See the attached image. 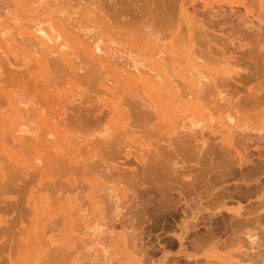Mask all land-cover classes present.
<instances>
[{
	"label": "rangeland",
	"instance_id": "374dc122",
	"mask_svg": "<svg viewBox=\"0 0 264 264\" xmlns=\"http://www.w3.org/2000/svg\"><path fill=\"white\" fill-rule=\"evenodd\" d=\"M66 1L68 2V0ZM66 1H56L39 4L34 0H0V264H43V253H49V257H51L53 250H57V252L59 250V253H56L55 255L61 256L65 252L67 247L74 243V241L70 239L77 234L76 231H73L74 229H70L67 223V216L70 212H72V210H74L77 206L81 205L84 202L82 204L83 208V205L85 206L86 201H88L87 196L89 194L90 187L89 179H91L92 175H89V172L86 175L87 170L85 171L83 169H80L83 162L82 160H84L86 163L99 160L97 161V164H99V168L101 166L105 167L108 165H116V163H119L121 165V162L124 163L125 161L122 156V159L120 158V160H117L116 162H112L110 160L109 162L107 161V159H104L105 156L101 157L99 156V154L98 156L97 154H95L99 151V149L97 148L98 146L95 147V144H93L96 148L95 149L93 145H90L92 144V142L90 143V141L93 139L90 136L95 131L94 129L98 126V124H93L90 121L98 112H100V110L105 111L104 106L106 102L112 101L114 95L112 96L111 92H104V90H102L101 92L99 91L100 93L98 92V94H96L95 92H97V90L95 88H92L94 87V85L90 84L89 82L88 84H90V86L88 87V84H85L87 83V81H84L82 83V79L77 80L69 77L67 79L64 78L65 80H63L62 82V80H59L61 79V74L57 72L58 69H56V66L58 63H61L63 59L68 64L71 63L74 66H77V54L81 52V43L83 42V39L86 38L87 35H94L97 33V31L107 29H109L113 34L112 46L114 48V51L123 53L124 55H128V57L131 58L134 57L133 61L138 59V51H148L152 48L150 39H147L149 37H145V35L139 31L140 29H142V21L139 19L140 17H138V15L142 16L141 11L143 9L141 8H143V2H139L137 0H70L72 3L70 1L69 3H67ZM191 3L194 5V11L197 10L200 12L204 9H211L219 4H223L228 8H234L239 4V0H189L187 5V8H189L187 9V14H185V20L192 30L195 29V32L198 30L201 31L209 28L210 21L209 19L201 16L200 13L202 12H198L200 15L195 16L196 14H193L195 12L192 11L193 7L191 6ZM235 9L236 8H234V10ZM36 14L37 16H35ZM61 14H66L65 16L63 15V18L69 19V21H66L65 23L63 21L61 22V19H59V16H61ZM223 15L221 14V17L212 19L216 20V22L220 26L215 27L214 29L211 28L212 30L209 29L213 32L214 36L217 37V44L215 46V49H220V51L226 52L227 50H232V48H247L251 45H254V48L257 51L264 49V29H259L257 27V22L250 14L246 18L243 15L242 18H240L241 16L238 18L237 16L229 18L227 12H225V14L223 13ZM57 20L60 23H55L57 22ZM221 22L222 24H219ZM52 23L54 25H52ZM38 27H41L49 35L52 34L53 38L55 36H58V34L56 31H51V29H61V36H58L57 40L49 41L46 37L36 32V29ZM94 36L96 37L97 35ZM177 45L178 47H180V50H178V48L174 49V71L178 74V76L180 75L185 82H188L189 79H191L190 72H196L200 76L206 77L208 82L216 81V90L214 88L213 91L217 95H219V98L215 99H220V102L215 110L207 111L203 108V112H205V118H203V121L201 123V129L197 130L200 133H198L199 137H197L195 141L199 145H203L204 143V149L198 150L200 153H197L195 157L192 155L190 156L194 158V160H192V158L188 156L189 154L186 155L189 159L185 158L186 156L183 155L184 153L180 152V148H178L180 149V151H176L179 152L180 156L176 155L177 153L174 151L177 149H174V147L177 148L180 145L179 144L177 146V143L176 145L173 144L175 145L174 147L173 145L170 146L169 149H171L170 151H172L170 153V156H172L173 154L174 156L172 157L176 159H174L176 162L180 161V163L178 162L180 165L174 162L176 166H174V164L172 166L171 164L173 161L170 160L171 157L167 158V156L165 155V157L169 159V161H171V164L167 165L169 162H166L167 160L164 158V156L162 159L161 154L163 153H161V151V157L159 156L158 160L155 161L154 159L153 162L151 161V164L150 161L146 160V158L151 154L149 152L151 151L153 153V151H155V147H153L152 143L158 140L156 137H167L168 139L175 136L176 133L174 132H176V130L175 128H172V124L166 125V127L164 128L156 127L153 131L154 133H151L149 136L136 137L135 140L130 143V145H132V150L128 151L130 153H132L131 151H134L132 155L134 154L138 158L133 159V157H130L128 160H131V164L128 163V165L126 164L125 167L128 169H134V171L136 169L137 172L139 171L137 175H141L137 176V178L135 177V174L134 177L137 181L135 180V182H133L134 186L128 188L123 187L124 189L121 191L120 196L121 200H123L122 202L125 204L126 201H129L128 203H126V207L123 204V208H125L123 209L124 211H121V215L124 216H122V221L126 222V225H124V223L122 222L123 227L128 225L127 223L129 222V219L130 224L132 225L131 227L128 226L130 229H128V227L123 228L122 226L118 225L119 227L117 226V229H115L113 232L114 234H112V236H114L113 241L116 244L115 239L116 241L118 240L117 243H121H119V247H123L124 244L121 242V239L127 246L128 244L126 243H130L132 241V237L133 239L135 237L136 242L140 243L139 245H137V247L142 246L141 248H144L148 252V254L146 253L144 255V250H141L138 247L137 250L135 249L136 251L134 250V253L132 250V245L130 247V244H132L133 242L130 243L127 247H130L131 249L127 248V252L131 254V264H142V261L146 260L147 256L149 259H151L149 260L147 258V260L144 261L143 264H168V261H171L172 259L173 261L170 262L172 264H190L191 262V264H195L198 259L201 261L203 260L202 262H204V264H211L206 263V261H213V264L214 262H216V264H221L222 262L224 264H233L234 261L237 263V260H235L234 257L239 256L235 253H239L240 251L241 254V250L242 252H246L244 253L245 255L241 254L243 258L245 257V260H240L239 258V262L245 261L244 263L246 264H264V219L263 217H261L264 214H260V216H258V214L262 213V211L264 210L263 206L260 205L261 200L264 201V142H262L261 145V142L258 141V143H256L257 141L252 140L253 143H251L250 139L252 138V134H249L247 130L241 127L244 126L245 128L247 124H249L250 120L249 117H246L247 115L250 116V114L252 115L253 113H255L253 114L255 116L256 114H258V111L256 112L255 109L250 110L251 113L248 109L249 114H247L248 111L245 109V99L240 98L243 87L246 86V89H248L252 84L247 82L248 84L240 85V83L234 82L231 85H221V82H223L224 80H234L236 76L243 71V65L234 62H228L221 56L220 53H208L205 51L204 47H194V50L191 51L190 47H188L187 45V42H183L180 45ZM168 62L170 64L168 66H171V61ZM191 62H193L197 66V68L191 71H187V69L189 68L187 67V64ZM113 66H116V64ZM12 70L14 74L11 75ZM107 71L108 73L104 71L105 74L111 76L112 71L109 68ZM182 78L177 79V81L180 82V85L183 81ZM174 83L172 84L174 85ZM145 87L146 86L144 84L138 83L129 88L131 91L141 92ZM237 91L240 93L238 96L236 95ZM172 94L173 93H171V91H168L164 96H156V98H182L173 96ZM89 99H91L92 102H90ZM92 106L94 107L92 108ZM248 107L249 106H247L246 108ZM260 109H262V107ZM91 112L94 114V116ZM90 114L93 116L92 119V116ZM184 117H186V115ZM231 119L233 121H231ZM105 120L106 117L102 120L101 123L104 124ZM228 120L231 122V124ZM84 121H86V123ZM88 121L93 124L95 128H92L93 126L91 124H88V126L92 127L87 128ZM82 123L85 124L83 125ZM227 125H229V127ZM83 126H85V129L82 128ZM239 127V130L236 129ZM241 129L243 131V134L241 133ZM236 130L239 131L238 133L240 135L236 133ZM195 133L197 132L195 131ZM235 134L238 135L236 136ZM241 134L244 135V138H247H245L246 140H249L247 142H244L246 140L243 139L242 141ZM247 135H250L251 138H248L249 136ZM236 139H239V141ZM235 143L239 144L236 145L238 146L239 150H237L238 148H236V146L234 145ZM216 144L219 145L217 146ZM219 146L223 149L224 147L226 148L232 146V149L234 148L233 152L231 151L232 149L230 147L229 149H231L230 151L233 153V156L232 154V157L230 155L228 156L226 152L223 151V149L219 148ZM258 146L263 147L259 148ZM218 150L220 153H222L223 156L219 154ZM234 150L236 153L234 152ZM91 151L92 155H90ZM237 151L241 152L237 153ZM163 152H166V154L168 153L169 155V151ZM259 153L262 154L259 156ZM93 155L96 157L93 158ZM181 155L185 156V159ZM200 155H203V157ZM247 155H249L248 157L251 160L245 158ZM198 156H200V160L201 157L202 160L204 159V162L201 160L203 164H197L200 161H196L198 159H196V157ZM215 156L220 157H218L219 159H217V157ZM230 157L235 162L237 160L238 165L236 163V165L233 164L234 162L230 159ZM139 158L147 161L146 167H152L153 165H155L152 163H157V166L166 164L165 166L167 169L172 166L174 167V170L171 167V169L169 168L171 172L168 170L169 172L167 171V173L164 170L163 165L161 167L163 168L164 172L160 171L161 167H156L160 171L159 174H161L162 178L160 177V175L157 176L158 170L154 167L153 169L155 171V175L154 171L152 172L151 170L152 168H148V173H146L147 169L146 171L145 169L141 170L142 172H144V174L142 175L140 170H138L141 168L138 167L139 165H137V160ZM186 159L189 160V163ZM190 159L192 160V162H190ZM239 159L245 162L240 163L241 160ZM160 160H163L165 163H163V161L160 162ZM79 161L81 164L79 163ZM194 161H196V163ZM207 163L209 165H207ZM229 163L231 164V166L234 165V167H229L227 165ZM219 165L221 167H219ZM226 165L230 169L227 168ZM68 166L72 168L69 169ZM116 166H118V164ZM184 166L188 169H186ZM78 167L81 171L83 170L85 172H79ZM192 167H194V169ZM208 168L212 169L208 170ZM248 168L250 171L248 170ZM196 169H201L200 171L205 176H203V174L200 175V171L198 172ZM202 169H206V172H203ZM224 170L226 171V173L223 172ZM174 171H176L177 173ZM219 171L223 172H221V175L223 174V176H221L220 174L219 176H217ZM229 171H234V173L231 172V175ZM75 172L78 173L76 174ZM178 172L180 174H178ZM242 172H245V176L243 177V179L242 176L244 174ZM163 173L169 175L171 173V177L165 174L166 176H168L167 179V177L163 175ZM215 173H217V175ZM240 173L243 175L241 176ZM225 174L227 175V177L224 176ZM175 175L177 176L174 177ZM212 175L217 180H219L220 177H224L223 180L229 177L230 182H227L225 180V182H220H224V184H216L217 182H214L217 180H214V178H212V181L211 179L209 180V176L211 178L213 177ZM253 176L255 178H257L258 176L260 177L255 180ZM196 177H198V181ZM251 177H253V179H251ZM170 178L174 179L171 180ZM194 178L195 180H193ZM155 179L156 181L159 180V182L157 181L158 184ZM169 179L170 181H168ZM176 179L180 180L176 181ZM207 180L209 181V183H207ZM182 181L187 182L186 184L190 182L188 190H192L191 192L189 191V194L193 192V196L190 194L192 198L188 196V201L186 198L187 195H185L188 194V191H185L187 190L185 188L186 185L185 187H183L185 183H183ZM55 182L57 186L55 185ZM146 182L149 184H147ZM108 183H110L108 185H115L113 182ZM167 183L170 186H174V188H179L177 189L179 191L175 190L176 188H173V191L170 190V186H168L169 190L166 187H163L166 186L165 184ZM193 183L196 184L197 188L200 185L199 188L197 189L195 186H193L195 185ZM161 184L162 186L160 187ZM213 184H215V187L213 186ZM232 184L236 187H233ZM46 185L47 187H45ZM85 185L88 188L85 187ZM203 185H205L204 189ZM228 185L229 187L231 186L235 188H229V190H234L233 192L224 190L225 186H227L228 188ZM48 186L51 189H49ZM191 186L193 189H191ZM250 186L257 189L256 192H254L255 189L253 190ZM157 187H160V189ZM182 187L183 189H185L184 191ZM211 187L213 188L209 191V188ZM246 187L249 189L251 196L253 195L252 198L251 196H249L250 193L249 195L247 194L248 192H245L244 194V190L247 189ZM70 188L72 191L70 190ZM132 188H134V193L131 192ZM143 188L146 190H144ZM155 188H157L158 190L156 189V191ZM84 189L87 190L85 191ZM126 189L130 191H127ZM136 189H138V191ZM162 189L166 190V193ZM206 189L207 191H209V194L205 195L207 197L204 199L203 197ZM69 190L71 191V193H69ZM159 190L160 192L165 193V197H167V193L170 192L168 194L170 196L168 197L170 200L174 199L173 202L170 201L168 197L165 198L164 194H162L164 199L160 198L162 196L160 192L158 193ZM123 191L125 192L123 193ZM182 192H184L183 195ZM218 192H220L221 195H223L224 193H226L227 195L229 193L231 195V193H233L235 197L233 194V196L231 195L230 198H224L228 197L229 195L224 196L222 197L224 200L220 199L223 202H220L219 198L221 197H219L220 194H217ZM221 192H223V194ZM199 193L203 194H201L202 197H200L201 195ZM195 194L200 199L196 196L194 197ZM216 195H218L219 198ZM245 195L246 197L248 195V197H244ZM130 196L132 197L130 198ZM210 196L213 198H217L218 201L222 203L219 205L216 203L217 205H215L218 207H215L216 209L214 208L213 211L209 208H213L212 206L215 202L212 200H214L215 198L210 200ZM149 198L150 201L147 202V204L149 205H147L145 202L147 199L149 200ZM60 199H62L63 202H60ZM156 199L162 200L157 201ZM166 200L169 203H167ZM198 200H200V202ZM151 201L152 204H150ZM194 201L196 202V204ZM209 201L212 203H210ZM130 202L133 206V210L131 208ZM163 202L164 204L167 203L168 207L171 202L173 203L170 204V207H172L168 208L170 211H168V209L166 208L167 205H165L166 207L163 206L164 204L162 205ZM251 203H254L253 206ZM258 204L260 206H258ZM206 205H209V208H206ZM145 206L150 207L151 210H149V208L146 209L147 207L145 208ZM246 206L249 207V209L246 208ZM255 206H257L259 212L258 210H256ZM151 207H155V209ZM162 207H164L165 209H162ZM84 208H86V206ZM141 209L149 210V213H151L153 210H157V213L159 215L161 213V217L159 216L160 218H156V220L152 223L150 222L148 225H145L141 222L143 221L142 216L144 215V210L142 211ZM196 209L198 211L200 210V212H197ZM250 209L252 210L250 211ZM253 209H255L256 211ZM135 210L140 212L137 213L138 215H136L138 221V216L141 215V224L139 223L140 227L138 225L137 218L131 216L134 215L133 213H135ZM125 211H128L129 214ZM244 212H248V215ZM216 213H218L219 216ZM169 214H172V216H170ZM229 215L231 216V218ZM162 216L164 217L162 218ZM256 216L260 217L261 219H257ZM58 217H60L59 219L61 220H59ZM127 217L129 218L127 220L128 222L125 220V218L127 219ZM57 219L61 222H59L60 224L57 222ZM228 219H232L231 222ZM189 221H191V223ZM256 221H260L261 224H258ZM188 222L191 225L187 224ZM232 222L233 225L231 224ZM250 222H252L251 226ZM192 223L198 224L197 227L194 225V227L190 229V231L195 229L194 232L192 231L190 233L188 231V227L193 226ZM142 224L145 227H142ZM58 227L60 228V230ZM126 228L128 231H125L127 232L124 231V229ZM231 228H233V230ZM64 231H66V234L63 233ZM210 231L211 233H208ZM141 232H143L144 234ZM128 233L129 236L130 234L134 233L132 234V237H130L131 241L130 238H128L129 240H123L125 236H128ZM192 233H194L195 235ZM243 233L246 235H244ZM70 234V238H63L64 236ZM208 234L215 236L212 237ZM216 234H218L217 237ZM249 234L253 235V244L248 243L249 241L247 240V238ZM191 235H193L194 237ZM219 236H221L223 239ZM209 237H212L214 239L208 241L209 239L207 238ZM224 238H226V241L224 240ZM195 239L198 241H196ZM205 239H207L206 242L208 241V245L205 243ZM241 239H243V241ZM200 240L204 242H199ZM193 241L196 242V245L198 242L201 244L195 246L193 245L195 244ZM224 241L228 242L225 243ZM159 242L161 244H159ZM240 242L242 243L241 246L239 244ZM220 244L221 246L222 244H224V247H221ZM133 245L135 246V242L133 243ZM243 245L245 246L243 247ZM218 246L220 247L218 248ZM196 247H198V249ZM245 247H248L249 250ZM194 248L197 249L196 251L200 250L199 253L195 252ZM75 249H77L76 246L73 248L71 247L69 250L73 252V250ZM130 251L133 253V255ZM146 251H144V253ZM247 252L253 253H248L250 254L248 256ZM254 252H256L255 255H253ZM136 253L138 254L136 255ZM140 254L141 257L143 255L144 256L140 258ZM230 254L231 258L228 257ZM247 256L248 258L246 259ZM144 257L145 259H143ZM206 257H208L207 260ZM51 259L52 258H50V260ZM189 259L190 263H188ZM192 259H195L196 261H193ZM230 259H233V262ZM236 259L238 258L236 257ZM86 261V259H81V261H74L71 256L69 257V260H66V262L58 261L57 264H87L85 263ZM109 261L110 260H108V262ZM242 262L241 264H244Z\"/></svg>",
	"mask_w": 264,
	"mask_h": 264
},
{
	"label": "bare ground",
	"instance_id": "6f19581e",
	"mask_svg": "<svg viewBox=\"0 0 264 264\" xmlns=\"http://www.w3.org/2000/svg\"><path fill=\"white\" fill-rule=\"evenodd\" d=\"M14 1V0H13ZM36 2H38L39 4H45V3H49V2H64L66 0H34ZM70 0H68L67 3H69ZM75 1V0H74ZM77 1V0H76ZM85 1V0H84ZM103 1V0H102ZM106 1V0H104ZM109 1V0H108ZM124 1V0H122ZM126 1V0H125ZM137 1H141L143 2V9L141 11L142 13V16L138 15V17H140L139 19L142 21V29H140L139 31L141 33H143L145 35V37H149L147 39H150V42L152 44V48L148 51H138L137 55H138V59H136L135 61H133L134 57L131 58V57H128V55H124L123 53H119V52H116L114 51V48L112 46V39H113V34L110 32L109 29L107 30H101V31H97L96 34L94 35H97L96 37L94 35H90V36H86V38L83 39V42L81 43L82 45V49H81V52L77 54V61H78V64L77 66H74L73 64L71 63H67L64 59L62 60L61 63H58L57 64V68L58 69V73L61 74L60 77L61 79L59 80H65L67 78H72V79H77V80H80L82 79L83 81H81L82 83L84 81H87V83L85 84H88L90 82V84H93L94 87L92 88H95L97 90V92H94L96 94H98V92L104 90L107 91V92H111L112 96L114 95V98H112V101H107L104 108H105V111H102L100 110V112H98L94 118L93 116L91 117V121L93 124H98V126L95 128L93 124H91L89 121L87 123V126L88 124L92 125V126H88L87 128H95L94 132L91 134V138L95 139V140H91L90 143L92 142V144H90L91 146L93 144H95V147H97L99 149L98 152H96L95 154H99V156H105L104 159H107V161H112V162H116L117 160H120V158L122 159V156L124 158V163L121 162V165L119 163H116V165L118 164V166L116 165H108V166H105V167H100L99 168V164H97V161H93L94 162H88L86 163L84 160H82V164H81V167L80 169H83V170H87L86 171V175L88 174L89 172V175L91 174L92 177L91 179H89V183H90V187H89V194H88V201H86L85 203V206L86 208H84L85 206L83 205V208H82V203L81 205L77 206L74 210H72V212H70L67 216V223L70 227V229H74L73 231L77 232L76 236L74 235L73 238H71L70 240L74 241L73 244L69 245V247H67V249L65 250V252L60 256H56L55 254L59 253V250L57 252V250H53L52 251V254H51V257L49 253H46L44 252L43 253V264H47V263H51V264H57L58 261H62V262H66V260H69V257L72 256V259L74 261H81V259H86L87 261L85 263L87 264H131L130 262L132 261L131 259V254L127 252V246L130 244V243H134L135 242V246L132 244H130V247L132 245L133 247V252L135 253V251L138 249L137 245H139L140 243L136 242L135 240V237L133 239L132 237V234H130L129 236V233H128V236L125 238L124 236V239L123 240H126L130 237H132V241H131V238H130V243H126L128 244L127 246L125 245V243L122 241L121 239V242L126 246H124L123 244V247L120 246L119 247V243H117L116 239H115V242L116 244L114 243V236H112V234H114V230L117 229V226H122L123 227V223L124 225H126V222H123V218L121 215V211L126 207V203H128L129 201H126L125 204L122 202L123 200H121V191L125 188V187H133L134 183L135 182V177L141 175H137V172L136 169L134 171V169H128L125 167V165L128 163L131 162V160H128L130 157H133V159H136L138 158L137 156H135L134 154L132 155V153H134V151H131L132 153H130L128 150H132L130 143H132L136 137H139V136H149L151 133H154V129L156 127L158 128H164L166 127V125H170L172 124V128H175L176 133L175 136L173 137H170L167 139V137H163V138H158L156 137L157 141H155L154 143H152L153 147H155V151H153V153L150 151L149 153H151L147 158L146 160L147 161H150V164H151V161L153 162V160L155 159L158 160L159 156L161 153L162 155V159H163V156L164 158L167 160H165L166 162H169L167 165L171 164V161L172 162V166L174 164V162L176 164H179L180 161L176 162L175 158L172 157L174 156L172 154V156H170L171 152L170 151L171 149H169L170 146H172L173 144L176 145L177 143V148L174 147L175 145H173L174 149H177L175 150L174 152L176 151H181L182 153H184L183 155H188L189 157L192 155V156H196L197 153H200L198 150H203V145H199L196 143V138L199 137L198 136V132L197 130L201 129V123L203 121V118H205L204 116V113L203 112V108L206 109L207 111H210V110H215L216 107L219 105V102H220V99H215V98H219V95H217L213 90L215 88V82H208L207 78L206 77H203V76H200L199 74H197L196 72H190V77L191 79H189L188 82H185L184 79L180 76H178V74L174 71V66H175V63H174V49H177L180 50V47H178L177 44H181L183 42H187V45L188 47H190V50L193 51L194 50V47H204L205 48V51L208 52V53H220L221 56L223 58H225L228 62H234V63H238V64H242L243 65V71L238 74L236 76V78L234 80L232 79H228V80H224L223 82H221V85H231L232 83L234 82H237V83H240V85H243V84H248L247 82H249L251 85V87H249L248 89H246V86L243 87L242 89V92H241V96L240 98H244V102H245V109L248 111L250 110H256V112L258 111V114H256L255 116L253 114L252 115L250 114V116H248L247 114H249V111L248 113L245 115L246 117H249V124H247V126L244 128V126H241L243 129L247 130V132L250 134H252V138H255V139H252L250 135H247L249 136L248 138H251V143L252 140L253 141H257L256 143L261 142V145H262V142H264V49L262 50H259L257 51L255 48H254V45H251L250 47H247V48H232V50H227L226 52L225 51H220V49H215V46L217 44V37L214 36L213 32L210 31L212 30L211 28H215V27H219L220 25H218V23L216 22V20H212V19H216L218 17H221L220 15L223 13L225 14V12H227V14L229 15V18H233V17H240L242 18V15L246 18L249 14L254 18V20L257 22V27L259 29L263 28L264 29V0H239V4L236 5V8L234 10L233 7H225L223 4H219L211 9H204L203 11H200L202 13H200L199 11H194V5L192 4L191 6L193 7V14H196L195 16H199L201 14L202 17L204 18H207L209 19V25L210 27L205 29V30H198V31H195L191 29V27L188 25V23L186 22V16L185 14H187L186 12L188 11L187 9V5H188V2L189 0H137ZM71 2V1H70ZM66 3V4H67ZM72 3V2H71ZM195 4V3H194ZM111 5V4H110ZM197 5V4H196ZM139 7V6H138ZM137 7V9H138ZM142 7V6H141ZM227 8V10H226ZM200 14H199V13ZM198 13V14H197ZM63 15L65 16L66 14H61V16H59V19H61V22L63 21L64 23L66 21H69V19H65L63 18ZM37 16V14L35 15ZM225 16V15H223ZM47 17V16H46ZM55 23H60L58 20L57 22ZM68 24V23H66ZM219 24H222L219 23ZM52 25H54L52 23ZM210 29V30H209ZM209 30V31H208ZM51 31H56L58 36L60 37V32H61V29H51ZM36 32L40 33L41 35H43L44 37H46L49 41H52V40H57V37L58 36H55L53 38L52 34L49 35L46 31H44L41 27H38L36 29ZM256 50V51H255ZM229 53V54H228ZM228 54V56H227ZM136 57V56H135ZM168 61H171V66H168L170 65ZM116 66H113L115 65ZM83 65V66H82ZM170 67V68H169ZM187 67H189L187 69V71H191V70H194L197 68V66L191 62L189 64H187ZM108 68L112 71V74L111 76H108L106 73H108ZM112 68V69H111ZM106 69V70H105ZM11 70V69H9ZM103 71V72H102ZM105 71V72H104ZM20 72V71H18ZM9 74H10V71H9ZM14 74L13 70L11 71V75ZM16 74V73H15ZM18 76V75H16ZM65 78V79H64ZM182 78V83L181 82V85H180V82L177 81V79H181ZM176 81V82H175ZM176 85H175V83ZM138 83H142L144 84L146 87L143 88L144 90L139 92V91H131L129 87H132L134 84H138ZM174 83V85L172 84ZM90 84H88V87L90 86ZM183 84V86H182ZM87 86V85H86ZM92 86V85H91ZM97 86V87H96ZM101 89H99V88ZM232 87V86H231ZM110 89V91H109ZM213 92H212V91ZM216 90V88H215ZM168 91H171V93H173L172 95L173 96H176V97H182V98H156V96H164L166 92ZM99 92V93H100ZM240 92V90H239ZM238 91L236 92V95L238 96L240 93ZM103 93V92H102ZM101 93V94H102ZM246 93V95H245ZM89 98V97H88ZM90 102L91 99H89ZM94 104V103H92ZM91 104V105H92ZM247 106H249L248 108H246ZM94 106H92L93 108ZM262 107V109H260ZM84 108V107H83ZM78 109V108H77ZM260 109V110H258ZM85 110V109H84ZM83 111V110H82ZM89 111V110H88ZM251 113V111H250ZM89 115V116H90ZM186 115V117H184ZM84 116V115H83ZM87 116V115H86ZM106 117V120H105V123L102 124V120ZM229 117V116H228ZM89 118V117H88ZM89 120V119H88ZM230 120V118H229ZM228 120V121H229ZM231 121H233L231 119ZM86 123V121H84ZM230 122V121H229ZM84 123V124H85ZM83 124V123H82ZM81 124V126H82ZM83 124V125H84ZM101 124V125H100ZM229 124V123H228ZM231 124V122H230ZM226 126V125H225ZM229 127V125H227ZM80 127V126H79ZM232 127V126H231ZM236 127V126H235ZM82 128L85 129V126H83ZM98 128V129H97ZM179 130H178V129ZM234 129V128H232ZM236 129H240L239 128H236ZM83 130V129H82ZM178 130V131H177ZM236 130L238 133L239 131ZM195 131L197 133H195ZM223 132V131H222ZM233 132V131H232ZM242 129H241V133H242ZM246 132V131H245ZM246 132V133H247ZM173 133V134H174ZM197 135H195V134ZM202 133V132H201ZM235 133V132H234ZM239 134V133H238ZM238 134H235L236 136ZM243 134V133H242ZM242 141L243 139H245L242 135ZM202 135V134H201ZM233 135V134H232ZM240 135V134H239ZM246 136V134H245ZM240 137V136H239ZM202 138V137H201ZM200 138V139H201ZM199 139V138H198ZM247 139V138H246ZM245 139V140H246ZM234 140V139H233ZM239 141V139H236ZM249 140V139H248ZM248 140L244 141V142H247ZM232 141V140H231ZM48 142V141H47ZM234 142V141H233ZM238 143V142H237ZM250 143V142H249ZM48 144V143H47ZM50 144V143H49ZM151 144V143H150ZM232 144V143H231ZM246 144V143H245ZM244 144V145H245ZM88 145V144H87ZM165 145V146H164ZM217 145V144H216ZM219 145V144H218ZM217 145V146H218ZM235 146L236 145H239V144H234ZM233 145V146H234ZM241 145V144H240ZM151 146V145H150ZM201 146V148H200ZM248 146V145H247ZM94 147V145H93ZM94 147V148H95ZM231 149H232V146H229ZM229 147H224V149L222 147L219 146V148L223 149V151L226 152V154L229 156H233V149H229ZM246 147V146H245ZM259 147V146H258ZM263 147V146H262ZM262 147H259V148H262ZM180 148V149H178ZM200 148V149H199ZM236 148H238V146H236ZM250 148V146H249ZM96 149V148H95ZM97 149V150H98ZM135 149V148H134ZM220 149V150H221ZM226 149V150H225ZM241 149V148H240ZM137 150V149H136ZM173 150V149H172ZM232 152H231V151ZM239 150V148L237 149ZM260 150V149H259ZM161 151V153H160ZM163 151H169V155L168 153L166 154V152H163ZM191 151V152H190ZM205 151V150H204ZM203 151V152H204ZM222 151V152H223ZM264 151V150H263ZM196 152V153H195ZM219 152V150H218ZM231 152V153H230ZM235 152V150H234ZM241 151H237V153H239ZM257 152V151H256ZM177 154L176 155H179V152H176ZM181 153V154H182ZM194 153V154H193ZM236 153V152H235ZM94 154V155H95ZM202 154V152H201ZM219 154L222 155V153L219 152ZM243 154V153H242ZM262 154V153H261ZM259 153V156L261 155ZM264 154V152H263ZM90 155H92V151L90 153ZM93 155V158L96 157ZM109 155V156H108ZM131 155V156H130ZM165 155L168 157H171V161H169V159H167L165 157ZM181 155L183 158L185 156ZM218 155V154H217ZM220 155V156H221ZM235 155V154H234ZM252 155V154H251ZM144 156V155H143ZM180 156V155H179ZM188 156H186L185 158H187ZM203 157V155H200ZM196 157V161L198 162L200 159L199 157ZM218 156V157H220ZM223 156V155H222ZM221 156V157H222ZM231 156V157H232ZM249 155H247L245 158L251 160L249 157ZM257 156V155H256ZM161 157V156H160ZM202 157H201V160H202ZM217 157V156H215ZM214 157V158H215ZM217 157V159H219ZM230 157V159L233 161V159ZM258 157V156H257ZM173 158V159H172ZM184 158V159H185ZM192 158V157H190ZM260 158V157H259ZM86 159V158H85ZM175 159V160H174ZM189 159V158H187ZM186 159V160H187ZM216 159V158H215ZM224 159V158H223ZM222 159V160H223ZM237 159V158H236ZM88 160V159H87ZM96 160V159H95ZM144 160V159H138L137 160V165H139L138 167H140L141 169H138L140 170V172L142 173V175L144 174V172H142L141 170L147 169V172L148 173V168H152V172L154 171L153 167L156 168V167H161L163 166L164 167V170L167 172L169 170V168L171 169V167H169L168 169L166 168V164H163V165H160V166H157L158 164L157 163H152V164H155V165H150L152 167H146L147 166V161ZM179 160V159H177ZM181 160V159H180ZM184 160V161H186ZM191 160V159H190ZM192 160H194V158H192ZM192 160L190 162H192ZM201 160L197 163L200 165L203 164L201 162ZM204 160V159H203ZM202 160V161H203ZM241 160V159H239ZM109 161V162H110ZM163 161V160H162ZM160 160V162H162ZM188 163H189V160H187ZM196 161H194L196 163ZM217 161V160H216ZM231 161V162H232ZM85 162V163H84ZM101 162V161H100ZM105 162V161H104ZM159 162V163H160ZM204 162V161H203ZM220 162V161H219ZM225 162V161H224ZM223 162V163H224ZM234 162V163H233ZM232 163L233 164H237L238 165V162L236 160L233 161ZM244 163L245 161L241 160L240 163ZM106 163V162H105ZM149 163V162H148ZM163 163H165L163 161ZM217 163V162H216ZM226 163V162H225ZM228 163V162H227ZM239 163V165H240ZM131 164V163H130ZM134 164V163H133ZM235 164V165H236ZM252 164V163H251ZM70 165V164H69ZM105 165V164H104ZM180 165V164H179ZM182 165V164H181ZM205 165V164H204ZM207 165H209L207 163ZM229 167L231 166V164H227ZM226 165V166H227ZM242 165V164H241ZM149 166V165H148ZM174 166H176L174 164ZM178 166V165H177ZM225 166V167H226ZM227 166V168H229ZM245 166V165H244ZM69 167V166H68ZM78 167V169H79ZM146 167V168H145ZM183 167V166H181ZM179 167V168H181ZM185 167V166H184ZM217 167V166H216ZM215 167V168H216ZM219 167H221L219 165ZM231 167H234L231 166ZM72 167H69V169H71ZM166 168V169H165ZM186 169H188L187 167H185ZM194 169V167H192ZM191 168V169H192ZM199 168V167H198ZM79 169V172L81 171ZM157 169V168H156ZM162 169V170H161ZM172 169L174 170V167H172ZM177 169V168H176ZM183 169V168H182ZM190 169V170H191ZM212 169V168H211ZM208 168V170H211ZM226 169V168H225ZM230 169V168H229ZM227 169V170H229ZM231 169H234V168H231ZM242 169V168H241ZM245 169V168H244ZM247 169V168H246ZM68 170V169H67ZM82 170V171H83ZM149 170V171H151ZM158 170V169H157ZM163 168L161 167L160 168V171H163ZM178 170V169H177ZM189 170V171H190ZM198 172L201 170H198L196 169ZM203 170V169H202ZM206 170V169H205ZM205 170H203V172H206ZM249 170V168H248ZM69 171V170H68ZM81 171V172H82ZM83 171V172H85ZM158 170V175H160L161 177V174H159L160 172ZM170 171V170H169ZM168 171V172H169ZM179 171V170H178ZM194 171V170H193ZM236 171V170H235ZM250 171V170H249ZM73 172V171H72ZM136 172V173H135ZM167 172V173H168ZM171 172V171H170ZM176 172V171H174ZM181 172V171H180ZM184 172H185V169H184ZM187 172V171H186ZM215 172H218V171H215ZM222 172V171H221ZM221 172L219 171L218 175L217 173H215L217 176H219V174L221 175ZM224 173H226V171L224 170L223 171ZM222 172V173H223ZM230 172V171H229ZM234 173V171H231ZM230 172V173H231ZM76 173V172H75ZM78 173V172H77ZM76 173V174H77ZM157 173V172H156ZM177 173V172H176ZM201 173V174H200ZM200 175H202L203 173L200 171ZM243 173V172H242ZM245 173V172H244ZM243 173V174H244ZM260 173V172H259ZM83 174V173H82ZM136 174V176H135ZM166 173H163V175H165ZM178 174H180L178 172ZM182 174V173H181ZM214 174V173H213ZM229 174V173H228ZM239 174V173H238ZM243 174L240 173V175L242 176ZM80 175V174H78ZM151 175V174H149ZM154 175H155V171H154ZM162 175V176H163ZM166 175H169V174H166ZM165 175V176H166ZM171 175V173H170ZM169 175V176H170ZM230 175V174H229ZM228 175V176H229ZM232 175V173H231ZM264 175V174H263ZM135 176V177H134ZM145 176V175H144ZM177 175H175L174 177H176ZM195 176V175H194ZM198 176V174H197ZM203 176H205L203 174ZM213 176V175H212ZM223 176V174L221 175ZM224 176L227 177V175L225 174ZM245 176V174L242 176V179L243 177ZM87 177V176H86ZM156 177V176H155ZM159 177V178H160ZM167 179H168V176H166ZM171 177V176H170ZM200 177V176H199ZM234 177V176H233ZM254 177V176H253ZM253 177H251V179H253ZM260 177V176H258ZM257 177V178H258ZM88 178V177H87ZM138 178V177H137ZM145 178V177H144ZM154 178V177H153ZM158 178V179H159ZM162 178V177H161ZM197 178V181H198V177ZM212 178H210L209 176V180L211 179L212 181ZM224 177H220L219 180L215 179L214 180H217L215 181L214 183L216 184H224L225 180L227 182H230L229 180V177L225 180H223ZM232 178V177H231ZM230 178V179H231ZM236 178V177H235ZM239 178V177H238ZM255 178V177H254ZM255 178V180L257 179ZM171 180H173L172 178H170ZM170 179L168 181H170ZM204 179V178H203ZM202 179V180H203ZM222 179V180H220ZM241 179V178H240ZM248 179V178H246ZM250 179V178H249ZM250 179V180H251ZM263 179H264V176H263ZM85 180V179H84ZM134 180V181H133ZM177 180H180V179H176ZM192 180V179H191ZM195 180V178L193 179ZM206 180V178H205ZM213 180V181H214ZM229 180V181H228ZM233 180V179H232ZM56 181V180H55ZM137 181V180H136ZM139 181V180H138ZM144 181V180H143ZM156 181V179H155ZM154 181V182H155ZM159 182V180H157ZM156 181V182H157ZM161 181V180H160ZM166 181V180H165ZM208 181V180H207ZM219 181V182H218ZM221 181H224L223 183H220ZM234 181V180H233ZM238 181V180H237ZM246 181V180H244ZM81 182V181H80ZM107 184H106V183ZM108 182H113L115 185H108L110 183ZM148 182V181H147ZM146 182V183H147ZM157 182V184H158ZM164 182V181H163ZM172 182V181H171ZM184 184L183 187H185L186 185V189H183V191L185 190L186 192L188 191V194H185L187 195V201H188V196H190V194L192 195V193L189 194V191L191 192L192 190H188V187H189V183L186 184L187 182H184L182 181ZM181 182V183H182ZM194 182V181H193ZM202 182V181H201ZM200 182V183H201ZM249 182V181H248ZM59 183V181H58ZM78 183V182H77ZM87 183V184H89ZM145 183V184H146ZM152 183V182H150ZM174 183V182H173ZM178 183V182H177ZM209 183V181L207 182ZM50 184V183H49ZM61 184V183H60ZM83 184V183H82ZM143 184V183H142ZM149 184V183H147ZM160 184V183H159ZM163 184V183H162ZM162 184L160 185V187L162 186ZM195 184V183H193ZM192 184V185H193ZM235 184V183H234ZM55 185L57 186L56 182H55ZM66 185V184H65ZM120 185V186H119ZM150 185H153V184H150ZM149 185V186H150ZM166 186H163V187H166L167 189L169 188L168 186H170L168 183L165 184ZM180 185V183H179ZM191 185V184H190ZM231 185V184H230ZM237 185V184H236ZM240 185V184H239ZM238 185V186H239ZM257 185V184H256ZM262 185V184H261ZM264 185V184H263ZM53 186V185H52ZM81 186V185H80ZM84 186V185H83ZM82 186V187H83ZM122 186V187H121ZM155 186V185H154ZM172 186V185H171ZM170 186V190H172L174 188V186L171 187ZM196 187V184L193 185ZM200 186V185H199ZM198 186V188H199ZM207 186V184H206ZM213 186L215 187V184H213ZM218 186V185H216ZM233 186V184H232ZM235 186V185H234ZM233 186V187H234ZM243 186H246V185H243ZM242 186V187H243ZM258 186V185H257ZM47 187V185L45 186ZM49 187V186H48ZM59 187V186H58ZM85 187H87L85 185ZM124 187V188H123ZM145 187V186H143ZM160 187H157L160 189ZM162 187V188H163ZM205 185H203V189H204ZM210 187V186H209ZM231 187V186H230ZM229 185H228V188L227 186H225L224 190H228L229 192H233L234 190H229ZM231 187V188H233ZM236 187V186H235ZM251 187V186H250ZM260 187V186H259ZM64 188V187H63ZM84 188V187H83ZM88 188V187H87ZM147 188V187H146ZM155 188V190L157 189ZM176 188V187H175ZM174 188V189H175ZM197 188V187H196ZM197 188V189H198ZM208 188V187H207ZM213 187L209 188V191L210 189H212ZM221 188V187H220ZM238 188V187H237ZM247 188V187H246ZM252 188V187H251ZM48 189V188H47ZM49 189H51L49 187ZM73 189V188H72ZM134 188H132V193H134L133 190ZM144 189V188H143ZM149 189V188H148ZM165 189V188H164ZM162 189L164 192L166 190ZM173 189V190H174ZM179 188H176L175 190H177ZM191 189L192 186H191ZM197 189H194V190H197ZM235 189V188H233ZM244 189V188H243ZM248 189V188H247ZM245 189L244 190V194L245 192L249 195L250 191L249 189L247 190ZM253 190L255 188H252ZM71 190V188H70ZM69 190V191H70ZM76 190V189H75ZM85 191L87 189H84ZM127 190V189H126ZM138 191V189H136ZM140 190V189H139ZM146 190V189H144ZM158 190V189H157ZM156 190V191H157ZM169 190V189H168ZM167 190V192H168ZM172 190V191H173ZM247 190V191H246ZM252 190V191H253ZM257 189H255L254 192H256ZM262 190V189H261ZM260 190V191H261ZM53 191V190H52ZM72 191V190H71ZM71 191L69 193H71ZM79 191V190H78ZM82 191V189H81ZM127 191H130V190H127ZM179 191V190H177ZM209 191H207L206 189V192L208 193H204V199L207 197L205 195H208L209 194ZM243 191V190H242ZM242 191H241V195H242ZM125 191H123L124 193ZM160 192V190L158 191V193ZM180 192H181V189H180ZM196 192V191H194ZM253 192V193H254ZM54 193V192H53ZM77 193V192H76ZM79 193V192H78ZM150 193V192H149ZM161 193V196L159 195L160 198L164 199V197L166 196L165 193ZM170 192L167 193V197L170 196L168 195ZM184 192H182V195H183ZM215 193V192H214ZM223 194V192H221ZM240 193V192H239ZM164 194V197L163 195ZM173 194V193H172ZM200 195L202 193H199ZM216 194V193H215ZM218 195L220 194V192L217 193ZM226 194V193H224ZM219 195V198L218 195H216L219 200L223 199L222 197L224 196H228V197H224V198H230V196L233 194L231 193V195L228 193V195ZM203 195V194H202ZM202 195L200 197H202ZM213 195V194H212ZM211 195V196H212ZM234 195V194H233ZM232 195V196H233ZM247 195V197H248ZM52 196V195H51ZM129 196V195H128ZM134 196V195H133ZM144 196V195H142ZM153 196V195H152ZM151 196V197H152ZM173 196V195H172ZM193 196V195H192ZM196 196V194L194 195V197ZM210 196V197H211ZM251 196V193L250 195ZM253 196V195H252ZM251 196V198H252ZM62 197V196H61ZM132 196H130L131 198ZM146 197V196H145ZM165 197V198H167ZM174 197V196H173ZM172 197V198H173ZM197 198H199L198 196H196ZM235 197V195H234ZM241 197V196H240ZM243 197V196H242ZM246 197V195L244 196ZM246 197V198H247ZM81 198V197H80ZM138 198V197H137ZM148 198V197H147ZM158 198V197H156ZM171 198V197H170ZM176 198V197H175ZM179 198V197H178ZM190 198H192L190 196ZM215 198V197H214ZM213 197H211L210 200L214 199ZM250 198V197H249ZM78 199V198H77ZM127 199V198H126ZM135 199V198H134ZM144 199V198H143ZM162 199H158V200H162ZM169 199V197H168ZM182 199V198H180ZM179 199V200H180ZM200 199V198H199ZM216 199V200H215ZM214 201L215 203H213L214 205L212 206L213 208H209L207 205H206V208H209V209H213L215 207H218L216 206L217 204H222L220 202H223L220 200V202L218 201L217 198H215ZM61 201L60 202H63L62 199H60ZM81 200V199H79ZM128 200V199H127ZM131 200V199H129ZM138 200V199H137ZM157 200V199H156ZM157 200V201H158ZM170 200V199H169ZM174 199H171L170 201L173 202ZM194 200V199H193ZM224 200V199H223ZM133 201V200H132ZM145 201V200H144ZM150 201V198L149 200L147 199L146 200V204L147 202ZM186 201V200H185ZM190 201V199H189ZM200 202V200H198ZM204 201V200H202ZM231 201V200H230ZM138 202V201H137ZM142 202V201H141ZM167 202V200H166ZM170 203V204H173V203ZM195 202V201H194ZM210 202V201H209ZM143 203V202H142ZM157 203V202H156ZM169 203V202H167ZM164 204V202L162 203V205L164 207H166L165 205H167V209L168 208H171L170 207V204H169V207H168V204ZM186 203V202H185ZM212 203V202H210ZM217 203V204H216ZM259 203V202H258ZM261 203L264 204V201L261 200ZM261 206H263V209H264V205L261 204ZM123 204H124V208H123ZM131 204V202H130ZM129 204V205H130ZM152 204V201L151 203ZM155 204V203H154ZM159 204V203H158ZM176 204V203H175ZM196 204V202H195ZM208 204V203H207ZM216 204V205H215ZM225 204V203H224ZM252 206L254 203H251ZM250 204V205H251ZM77 205V204H76ZM138 205V204H137ZM143 205V204H142ZM149 205V204H147ZM156 205V204H155ZM256 205V204H255ZM258 204V206H260ZM66 206V205H65ZM158 206H161V205H158ZM175 206V205H174ZM189 206V205H188ZM204 206V205H203ZM132 204H131V208H132ZM147 206H145L146 208ZM157 207V206H156ZM164 207H162V209H165ZM185 207V206H184ZM256 207V210L257 209V206ZM70 208V207H69ZM129 208V207H128ZM127 208V209H128ZM144 208V207H143ZM150 209V207H147L146 209ZM153 209H155V207H151ZM205 208V209H206ZM246 208L249 209V207L246 206ZM252 208V207H250ZM262 208V207H260ZM73 209V208H72ZM139 209V208H138ZM144 210V209H141L143 211V221H141L142 223H144L145 225H148L150 222L152 223L153 221L156 220V218H160L161 216V213L160 215L157 213V210H153L151 213H149L150 211L149 210ZM166 209V211H167ZM175 209V207H174ZM173 209V210H174ZM187 209V208H185ZM216 209V208H215ZM39 210V208H38ZM71 210V209H69ZM133 210V208H132ZM137 210V209H136ZM134 211L135 213H133L134 215H131L135 218L136 215H138L137 213H140L139 211ZM197 210V209H196ZM252 209H250L251 211ZM255 210V209H253ZM255 210V211H256ZM124 211V210H123ZM168 211H170L168 209ZM167 211V213H168ZM175 211V210H174ZM211 211V210H210ZM253 211V212H255ZM128 213V211H125ZM185 212V211H184ZM189 212V210H188ZM197 212H200V210ZM259 212V210H258ZM260 212H261V209H260ZM132 213V212H131ZM187 213V212H186ZM246 213V212H244ZM248 213V212H247ZM246 213V214H247ZM129 214V213H128ZM127 214V215H128ZM190 214V212H189ZM197 214V213H196ZM203 214V213H202ZM218 216L219 214L216 213ZM243 214V213H242ZM260 214H264V210L262 211V213H259L258 216H260ZM170 215V214H169ZM220 215H221V212H220ZM248 215V214H247ZM245 215V216H247ZM160 216V217H159ZM172 216V214L170 215ZM188 216V215H187ZM216 216V215H215ZM217 216V217H218ZM230 216V215H229ZM256 216V218H260ZM124 217V216H123ZM126 217V216H125ZM139 217V221H138V218H137V221H138V225L139 223L141 224L140 220H141V215L138 216ZM164 216H162L163 218ZM182 217V216H181ZM206 217V216H205ZM207 217H208V214H207ZM263 217L264 219V215L261 216ZM60 217H58L59 219ZM195 218V217H194ZM211 218V217H210ZM229 218V217H228ZM231 218V216H230ZM57 219V222L59 223L61 219L58 220ZM129 218L127 217V219L125 218V220L127 221ZM209 219V218H208ZM219 219V218H217ZM261 219V218H260ZM259 219V220H260ZM124 220V221H125ZM229 220V219H228ZM232 219H230L229 221L231 222ZM132 221V220H131ZM227 221V220H226ZM225 221V222H226ZM246 221V219H245ZM123 222V223H122ZM128 222V221H127ZM191 223V221H189ZM187 223L189 225H191L190 223ZM204 222V221H203ZM257 222V221H256ZM61 223V222H60ZM59 223V224H60ZM132 223V222H131ZM196 223V222H195ZM218 223V222H217ZM235 223V222H234ZM251 223L250 222V226H251ZM255 223V222H254ZM258 224L260 223L257 222ZM56 224V223H55ZM128 225L125 226V227H128L132 224H130V219H129V222L127 223ZM130 224V225H129ZM193 226H189L188 227V231L191 233L192 231L194 232V230L190 231V229L192 227H194V225L197 227V224H194L192 223ZM206 224V223H205ZM213 224V223H212ZM219 224V223H218ZM233 225V222L231 223ZM249 224V223H247ZM257 224V225H258ZM261 224V223H260ZM137 225V224H136ZM201 225V224H200ZM254 225V224H253ZM263 225V224H262ZM118 226V227H119ZM144 225L142 224V227ZM206 226V225H205ZM209 226V225H208ZM212 226V225H210ZM224 226V225H222ZM261 226V225H260ZM60 227V225H59ZM58 227V228H59ZM120 227V228H122ZM123 227V228H125ZM140 227V225H139ZM145 227V226H144ZM207 227V226H206ZM228 227V226H227ZM255 227V226H254ZM257 227V226H256ZM208 228V227H207ZM128 229H130L128 227ZM146 229V228H145ZM206 229V228H205ZM209 229V228H208ZM207 229V231H208ZM212 229V228H210ZM216 229V228H215ZM214 229V230H215ZM229 229V228H228ZM233 230V228H231ZM60 230V228H59ZM127 230L124 229V231ZM133 230V229H132ZM131 230V231H132ZM141 230V229H140ZM181 230V229H180ZM227 230V229H226ZM231 230V231H232ZM70 231V230H69ZM128 231V230H127ZM125 231V232H127ZM142 231V230H141ZM217 231V230H216ZM130 232V231H129ZM144 232V231H143ZM141 232V233H143ZM64 234H66V231L63 232ZM122 233V232H121ZM131 233V232H130ZM140 233V234H141ZM175 233V232H174ZM207 233V232H206ZM208 233H211L208 232ZM216 233V232H215ZM220 233V232H218ZM144 234V233H143ZM194 234V233H192ZM196 234V232H195ZM194 234V235H195ZM199 234V233H198ZM214 234V233H212ZM240 234V233H239ZM244 234V233H243ZM252 234V232H251ZM117 235V234H116ZM123 235V234H122ZM208 235H211V234H208ZM218 234H216V237H217ZM226 235V234H224ZM246 235V234H244ZM190 236V235H189ZM193 236V235H191ZM212 237H214L215 235H211ZM232 236V235H231ZM243 236V235H242ZM255 236V235H254ZM70 238L71 237V234L70 235H66L64 236L63 238ZM116 237V236H115ZM122 237V238H123ZM188 237V236H186ZM194 237V236H193ZM212 237H209L207 239H209L208 241L210 240H213L214 238ZM221 237V236H219ZM218 237V238H219ZM238 237V236H237ZM247 237V236H246ZM222 238V237H221ZM232 238H235V237H232ZM239 238V237H238ZM245 238V237H243ZM205 239V243L208 245V241L206 242ZM223 239V238H222ZM237 239V238H236ZM104 240V241H103ZM120 240V239H119ZM129 240V239H128ZM127 240V241H128ZM196 240V239H195ZM194 240V241H195ZM203 240V239H202ZM200 240L199 242H204ZM221 240V239H220ZM224 240L226 241V238H224ZM228 240V239H227ZM243 241V239H241ZM240 240V241H241ZM247 240L249 241L248 243L250 244H253L254 243V238H253V235H250L248 236ZM69 241V240H68ZM83 241V242H82ZM125 241V242H127ZM193 241V242H194ZM198 241V240H196ZM218 241V240H216ZM214 241V242H216ZM224 241V242H225ZM229 241V240H228ZM227 241V242H228ZM238 241V240H237ZM237 241H236V244H237ZM82 242V243H81ZM129 242V241H128ZM164 242V241H163ZM187 242V241H186ZM192 242V243H193ZM197 243L198 244H201V243ZM225 242V243H227ZM68 243V242H67ZM138 243V244H137ZM195 246L196 245V242H194ZM204 243V245H205ZM247 243V244H248ZM257 243V242H256ZM79 244V246H78ZM121 244V243H120ZM159 244H161L159 242ZM190 244V243H189ZM218 244V243H217ZM240 246H241V242L239 243ZM188 245V244H187ZM203 245V246H204ZM224 244H222L223 246ZM233 245V244H232ZM77 249L73 250V252H71V250H69L71 247H75ZM78 246V247H77ZM195 246H192V247H195ZM202 246V247H203ZM221 246V244H220ZM218 246V248L220 247ZM221 246V247H222ZM245 245H243L244 247ZM128 248V249H131V248ZM134 247H137V248H134ZM142 246H140L139 248L144 251H146L144 248H141ZM200 247V248H202ZM224 247V246H223ZM226 247V246H225ZM228 247V246H227ZM253 247V246H252ZM251 247V248H252ZM191 248V247H190ZM198 249V247H196ZM195 249V252L199 253V251H196L197 249ZM245 248H248V247H245ZM254 248V247H253ZM252 248V249H253ZM56 249V248H55ZM136 249V250H135ZM193 249V250H194ZM222 249V248H221ZM220 249V250H221ZM135 250V251H134ZM139 250V251H141ZM164 250V249H163ZM184 250V249H183ZM249 250V248H248ZM129 251V250H128ZM143 251V254L145 255L146 253L148 254V252L146 251L144 253ZM161 251V250H160ZM246 251V249H245ZM131 252V251H130ZM132 253V252H131ZM246 252H242L241 250V254H244ZM250 253V252H247V254ZM253 253V252H252ZM250 253V254H252ZM256 252H254L253 255H255ZM261 253V252H260ZM138 253H136L137 255ZM235 254H238L239 256H235ZM234 254V258L235 260H237V263L233 262V259H230L233 264H241V262H239L241 259L245 260V257L243 258L242 255L240 254V251L239 253H235ZM248 254V256L250 255ZM133 255V253H132ZM135 255V256H136ZM143 255V256H144ZM199 255V254H198ZM197 255V256H198ZM245 255V254H244ZM261 255V254H260ZM75 256V257H74ZM140 258L141 257V254L139 255ZM197 256H196V259H197ZM231 254L228 256L230 257ZM248 256L246 257V259L248 258ZM252 256V255H251ZM262 256V255H261ZM146 257V256H145ZM145 257L143 259H145ZM205 257V256H203ZM209 257V256H208ZM206 257V260L207 258ZM236 257L238 259H236ZM253 257V256H252ZM255 257V256H254ZM50 258H52L50 260ZM148 258V256H147ZM146 258V260H147ZM195 258V257H194ZM231 258V257H230ZM240 258V260H239ZM149 259V258H148ZM151 259V258H150ZM149 259V260H150ZM153 259V258H152ZM169 259H172V258H169ZM180 259V258H178ZM184 259V258H183ZM55 260V261H54ZM108 260H110L108 262ZM139 260V258H138ZM144 260V261H146ZM175 260V259H174ZM193 260V259H192ZM254 260V259H253ZM257 260V259H256ZM50 261V262H49ZM144 261H142L144 263ZM173 261V259L171 260ZM171 261H168V264H172L170 263ZM193 261H196L195 259ZM199 263L201 264H204V262H202L201 260H197L196 263ZM260 261V260H259ZM53 262V263H52ZM107 262V263H106ZM113 262V263H112ZM141 262V263H142ZM177 262V261H176ZM187 262V261H185ZM245 262V261H244ZM242 262V263H244ZM253 262V261H252ZM264 262V261H263ZM262 262V263H263ZM142 263V264H143ZM150 263V262H148ZM175 263V261H174ZM179 263V261H178ZM188 263H190V259L188 261ZM192 263V262H191ZM190 263V264H191ZM195 263V264H196ZM198 263V264H199ZM206 263H211L213 264V261H206ZM228 263V262H226ZM261 263V262H260ZM147 264V263H146ZM165 264V263H164ZM167 264V263H166ZM182 264V263H181ZM186 264V263H185ZM214 264H216V262H214ZM221 264H224L223 262ZM246 264V263H244Z\"/></svg>",
	"mask_w": 264,
	"mask_h": 264
}]
</instances>
